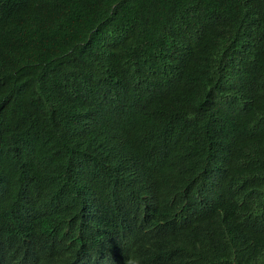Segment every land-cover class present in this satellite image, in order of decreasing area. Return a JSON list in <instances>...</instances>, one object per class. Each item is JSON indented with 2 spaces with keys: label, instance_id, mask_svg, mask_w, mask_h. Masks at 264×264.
Here are the masks:
<instances>
[{
  "label": "trees",
  "instance_id": "16d2710c",
  "mask_svg": "<svg viewBox=\"0 0 264 264\" xmlns=\"http://www.w3.org/2000/svg\"><path fill=\"white\" fill-rule=\"evenodd\" d=\"M216 148L228 190H206ZM173 185L207 204L182 217L233 252L211 264H239L248 231L264 243V0H0V261L45 264L60 218L73 264L142 257L109 219L81 216L97 186L146 203L156 249L178 254Z\"/></svg>",
  "mask_w": 264,
  "mask_h": 264
},
{
  "label": "clouds",
  "instance_id": "9594fccd",
  "mask_svg": "<svg viewBox=\"0 0 264 264\" xmlns=\"http://www.w3.org/2000/svg\"><path fill=\"white\" fill-rule=\"evenodd\" d=\"M213 153L215 159L207 158V163L203 168L208 183L206 190L214 191L215 188L228 190L229 185L220 182L222 154L218 148ZM169 195L180 200L181 210L178 212L179 218H183V213L196 215V212H198L202 216L206 214L207 204L203 201V198L187 192L182 185L178 188L173 185ZM52 199L54 200V198ZM81 200L80 211L82 217L89 218V211L99 213V217L109 219L108 227L112 234L120 239L130 238L135 247L142 253V257H138L133 249H125L124 251L111 254L110 264H157L150 255L152 251H156L158 260H162L163 263L168 261L166 264H190L199 258L205 259L211 264L216 259L221 262L223 256H228V260L232 259L235 261L232 250L222 239L219 231L216 228H208L205 224H202L203 218H183V225L177 226L175 224L174 234L177 233V237L188 243L186 250L175 254L172 251H168L164 245L156 249L157 240H162L159 236V227L156 219L150 218V213L146 211L148 209L146 203H139L135 199L132 202L128 195L105 198L99 186L94 187V190L90 189L86 195L83 192L80 197ZM225 201L229 203L231 198L226 196ZM224 211L229 217H235L238 214L232 213L228 205H226ZM8 223L13 231L9 220ZM65 224L66 226L62 222V218L56 223L57 233L51 241L52 252L43 253L39 257V260L45 258L43 259L45 264H73V255L68 248L70 225L66 220ZM213 231H216L217 239L214 242H210L207 237ZM162 243L164 244L165 242L162 241ZM94 248L99 252H104L107 249V243L103 239H97L94 242ZM243 252V259L238 262L239 264H263L261 260L264 259V243L257 237L254 230L248 231L246 234V245ZM51 254L53 255L50 258H46ZM0 264H31V262L26 256L10 255L3 258Z\"/></svg>",
  "mask_w": 264,
  "mask_h": 264
}]
</instances>
